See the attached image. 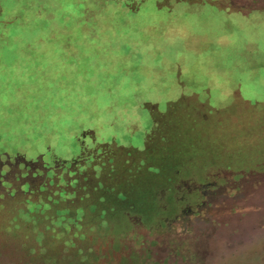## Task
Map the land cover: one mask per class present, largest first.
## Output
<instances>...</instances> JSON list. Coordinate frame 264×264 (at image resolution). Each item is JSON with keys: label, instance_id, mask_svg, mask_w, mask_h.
<instances>
[{"label": "rangeland", "instance_id": "obj_1", "mask_svg": "<svg viewBox=\"0 0 264 264\" xmlns=\"http://www.w3.org/2000/svg\"><path fill=\"white\" fill-rule=\"evenodd\" d=\"M108 1L102 38L0 54V264H264V0Z\"/></svg>", "mask_w": 264, "mask_h": 264}, {"label": "trees", "instance_id": "obj_2", "mask_svg": "<svg viewBox=\"0 0 264 264\" xmlns=\"http://www.w3.org/2000/svg\"><path fill=\"white\" fill-rule=\"evenodd\" d=\"M125 1L128 0H119L117 3H113L116 6L115 9L120 10L119 2ZM128 3L123 7L128 9L130 7ZM109 4L111 3L108 0H0V54L45 56L53 52L63 53L67 49L73 50L71 44L78 37L79 39L91 37L99 39L103 35L96 32L95 28L110 23V21V26L120 24L111 12H107ZM63 41L67 43V48L65 45L60 46L61 50L51 48L52 45L59 42L61 44ZM2 67L3 65L0 66V69ZM36 73L44 79L51 78L53 80L54 78V75L49 77L48 72L43 70H38ZM38 79V76H35L31 84L19 85L17 88L26 89L32 94L37 93L39 90L41 91L42 87ZM17 88L15 87L14 90ZM49 91L51 89H48L46 94ZM51 94L52 92L48 93V95ZM58 94L60 96L61 92ZM67 94L72 96L70 91ZM53 100L54 97H46L48 105L56 107ZM153 114L155 113L153 112ZM77 157L78 155L74 156V158ZM81 158L83 157L79 159ZM120 158L122 157L117 158L116 165L123 160ZM38 162H42L45 166L48 165L43 158H40ZM107 170L111 171L112 169L108 168ZM107 173L112 174L108 171Z\"/></svg>", "mask_w": 264, "mask_h": 264}, {"label": "flooded vegetation", "instance_id": "obj_3", "mask_svg": "<svg viewBox=\"0 0 264 264\" xmlns=\"http://www.w3.org/2000/svg\"><path fill=\"white\" fill-rule=\"evenodd\" d=\"M82 136H95V133H94V131H93V134L92 133L89 134V132H87V133H83ZM92 151H93V149H91L90 147H85L84 149H82L81 153L78 155L77 158H73L72 160L66 161L64 164H68L70 162L71 163L73 162V163L76 164L80 160L79 159L80 157H84L85 154H89ZM94 154H95V152H94ZM100 154L101 155L98 154L96 156L97 158L95 157L94 160H93V156L91 157V159L94 161V165L97 162L96 165L104 166V167H102L101 172L104 171V174H103L104 176L102 175V177H105L106 176L104 178V179H106L107 178V175H110L109 173L106 172L108 168L109 169H112L110 172H112V174H114V169H116L115 166H116V162H117V158L118 157H116L114 155H113L114 156L113 157L110 154V152H107V153L105 152V153H100ZM7 158L9 160V161L7 160L8 162L5 161V160H2V158L0 157V172H3L4 168H7L8 169L11 166H14L13 162L10 163L11 157L8 156ZM14 160H15V164L18 165L19 159H14ZM129 160H130L129 158L128 159L126 158V160L124 162H126L127 164H129ZM34 164L35 163H31L30 165L32 166ZM35 165L41 166L40 168L42 169V171L44 173L49 172V170L51 169V166L47 165V167H46L45 165H43V163L40 164L39 162H37V164H35ZM25 167L26 168H29V165H25ZM25 171H26V169L23 172L21 171V172L18 173L19 180L24 181V183L31 182V181L32 182H36L37 180L40 179V178L39 179L32 178L30 171L27 170V173H25ZM106 173H107V175H106Z\"/></svg>", "mask_w": 264, "mask_h": 264}]
</instances>
